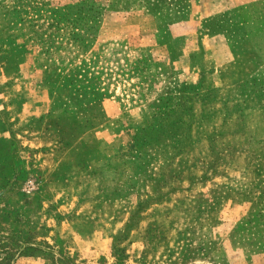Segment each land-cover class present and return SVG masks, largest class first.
Returning <instances> with one entry per match:
<instances>
[{"label": "rangeland", "instance_id": "1", "mask_svg": "<svg viewBox=\"0 0 264 264\" xmlns=\"http://www.w3.org/2000/svg\"><path fill=\"white\" fill-rule=\"evenodd\" d=\"M0 264H264V0H0Z\"/></svg>", "mask_w": 264, "mask_h": 264}, {"label": "crops", "instance_id": "2", "mask_svg": "<svg viewBox=\"0 0 264 264\" xmlns=\"http://www.w3.org/2000/svg\"><path fill=\"white\" fill-rule=\"evenodd\" d=\"M174 35H175L174 37L183 36V39L185 41L189 40L188 39L189 36H186L185 33H177ZM197 48L199 49V52H200L201 60L199 62L198 60L195 61V57H194L195 51L197 52V50L195 49ZM189 49L190 50H186L185 45H184L183 50L181 51V55L178 57V59H176L177 62L183 61V63L180 66H178L177 75L184 76L187 79H192L191 77H198L199 79L202 76V73L204 71V66H206L205 63L210 61L209 51L208 49H206L203 43L202 44L200 43L195 49H192V48H189ZM214 71H216V69H214L212 72ZM39 183L44 184V181L40 179ZM100 231H101L100 229L89 231L85 234L86 235L85 237L87 240H89V238H91L94 235H97Z\"/></svg>", "mask_w": 264, "mask_h": 264}]
</instances>
